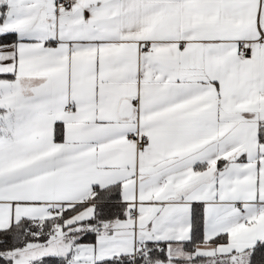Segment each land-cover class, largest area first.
<instances>
[{"label": "snow or ice", "instance_id": "1", "mask_svg": "<svg viewBox=\"0 0 264 264\" xmlns=\"http://www.w3.org/2000/svg\"><path fill=\"white\" fill-rule=\"evenodd\" d=\"M0 264H264V0H0Z\"/></svg>", "mask_w": 264, "mask_h": 264}]
</instances>
